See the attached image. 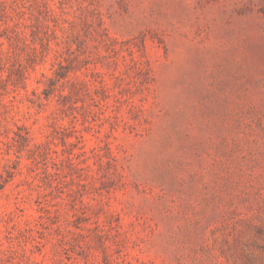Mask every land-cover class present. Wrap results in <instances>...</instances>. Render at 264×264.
Listing matches in <instances>:
<instances>
[{
	"label": "rangeland",
	"instance_id": "374dc122",
	"mask_svg": "<svg viewBox=\"0 0 264 264\" xmlns=\"http://www.w3.org/2000/svg\"><path fill=\"white\" fill-rule=\"evenodd\" d=\"M0 264H264V0H0Z\"/></svg>",
	"mask_w": 264,
	"mask_h": 264
}]
</instances>
